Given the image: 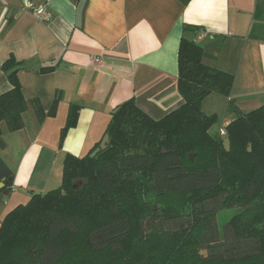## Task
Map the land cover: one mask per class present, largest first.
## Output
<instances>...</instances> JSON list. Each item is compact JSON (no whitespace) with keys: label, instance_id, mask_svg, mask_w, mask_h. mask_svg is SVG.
Segmentation results:
<instances>
[{"label":"trees","instance_id":"16d2710c","mask_svg":"<svg viewBox=\"0 0 264 264\" xmlns=\"http://www.w3.org/2000/svg\"><path fill=\"white\" fill-rule=\"evenodd\" d=\"M255 18L264 21V0H257ZM189 30L197 33L199 29L185 25L184 32ZM211 60L200 43L183 35L178 89L184 103L161 119L152 118L134 100L120 106L106 129L110 140L105 150L94 158L90 157L93 151L81 157L68 154L59 188L35 193L27 204L5 215L0 224V264H65L73 251L63 236L84 229L77 204L87 208L98 193L111 198L103 217L87 231L91 255L119 254L129 247L128 264H182L186 252L192 253L198 264H264V204L258 211L253 204L264 194V181L249 177L240 196L234 198L229 189H218L222 182L218 165L189 167L183 158L180 136L193 126L202 129L206 140L221 154L230 153L237 139L258 142L261 137L262 127L254 117L264 114V106L227 123L220 140L207 134L217 116L203 113V101L215 89L230 97L235 81L233 74L209 65ZM12 62L7 61L4 68ZM9 79L11 90L0 94L1 149L6 147L3 123L9 132H17L25 127V114L30 109L42 122L55 116L58 107V99L49 111L39 99L28 101L18 71L9 74ZM77 119L78 107L73 106L61 139ZM104 156L107 160L96 167V160ZM133 171L149 174L150 186L159 195L202 194L183 213L166 212L158 203L142 209L137 185L122 194L115 187L122 173ZM13 180L12 169L0 155V183H4L0 195L11 191ZM235 209L240 214L221 227L218 213ZM90 260L76 254L69 264H95Z\"/></svg>","mask_w":264,"mask_h":264},{"label":"crops","instance_id":"0c3cea01","mask_svg":"<svg viewBox=\"0 0 264 264\" xmlns=\"http://www.w3.org/2000/svg\"><path fill=\"white\" fill-rule=\"evenodd\" d=\"M26 1L46 6L51 20L40 21ZM256 10L257 0H0V94L11 90L9 74L18 71L28 101L39 99L49 111L58 99L56 115L42 122L30 109L23 129L9 132L2 124L0 155L14 180L0 200V224L33 194L59 188L67 155L94 151L127 101L154 119L184 103L183 35L195 40L205 33L199 43L208 62L235 76L231 100L264 97V21ZM185 25L199 30L184 32ZM73 106L77 123L61 139Z\"/></svg>","mask_w":264,"mask_h":264},{"label":"rangeland","instance_id":"374dc122","mask_svg":"<svg viewBox=\"0 0 264 264\" xmlns=\"http://www.w3.org/2000/svg\"><path fill=\"white\" fill-rule=\"evenodd\" d=\"M211 65L209 62H207ZM240 79V77H239ZM241 80V79H240ZM219 89H215L202 103V111L208 116L216 115L217 121L207 130V134L216 137L218 140L225 136L226 125L237 116H243L253 110L264 106V97L262 98H245L242 100H231L227 95ZM264 114H259L254 117L256 124L261 125V137L257 142L250 141V138L244 141L237 139L231 152L221 154L215 146L211 145L212 141L205 138V133L202 129L195 126L190 127L180 136L181 148L185 164L189 167L206 166L216 164L222 171V182L218 189H229L234 198L239 197L245 188L246 180L255 176L260 181H264ZM197 128V129H196ZM224 133V135H223ZM207 135V136H208ZM226 143V142H225ZM158 146V144H156ZM246 154H249L248 156ZM193 158L190 159V156ZM107 160V156L96 160L97 167L101 162ZM116 181V190L119 194L129 191V188L138 187V203L140 208L146 209L153 203H158L166 212L183 213L188 211L190 205L198 199L202 193H168L159 195L150 186L149 174L144 175L143 172L133 171L130 173H122ZM143 180V181H142ZM142 182V183H141ZM59 187V186H56ZM55 187V188H56ZM52 188V189H55ZM50 190H46L47 193ZM7 197L6 200H9ZM111 196H102L100 193L95 195L94 202H88L87 208L81 207L82 204H77L79 216L83 222L84 229L79 233H66L63 236V241L68 243L72 248V255L66 259L65 264H69L73 257L77 254L84 258H91V262L95 264H128L130 260L129 247H126L122 253L100 252L90 254L88 248L87 231L89 227L99 221L103 217L102 211L106 210V204ZM27 199L24 204H27ZM254 204L255 210L264 204V194L262 198ZM14 209V208H13ZM12 210V209H11ZM9 210V211H11ZM240 214L239 209L223 210L218 213L219 225L222 227L225 222ZM134 230V226H132ZM182 258V257H181ZM198 264L192 256V253L186 252L182 259V264ZM180 264V263H179Z\"/></svg>","mask_w":264,"mask_h":264},{"label":"built area","instance_id":"2783aa9c","mask_svg":"<svg viewBox=\"0 0 264 264\" xmlns=\"http://www.w3.org/2000/svg\"><path fill=\"white\" fill-rule=\"evenodd\" d=\"M26 8L31 9L36 17L42 21V22H49L51 20V14L48 10V8L44 5H35L29 1H26ZM205 37V33L200 32L196 38H195V42H201L203 40V38ZM93 63L97 64V65H103L104 64V60L102 58L99 57H94L93 58ZM224 135V133H223Z\"/></svg>","mask_w":264,"mask_h":264},{"label":"water","instance_id":"95a60500","mask_svg":"<svg viewBox=\"0 0 264 264\" xmlns=\"http://www.w3.org/2000/svg\"><path fill=\"white\" fill-rule=\"evenodd\" d=\"M119 110V108L116 110V112ZM109 140H110V137L108 134H106L103 138V140L101 141L100 145L91 153L90 157L91 158H94L96 157V155L101 152L102 150H105L108 146V143H109ZM193 158V155H191V159ZM4 187V183L1 182L0 183V188H3ZM10 194L9 191H6L4 192L3 194L0 195V200H3V198L5 196H8Z\"/></svg>","mask_w":264,"mask_h":264}]
</instances>
